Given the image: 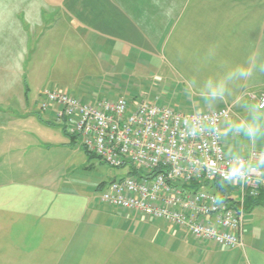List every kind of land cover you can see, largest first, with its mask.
Listing matches in <instances>:
<instances>
[{
  "label": "crops",
  "instance_id": "crops-1",
  "mask_svg": "<svg viewBox=\"0 0 264 264\" xmlns=\"http://www.w3.org/2000/svg\"><path fill=\"white\" fill-rule=\"evenodd\" d=\"M142 57L158 60L160 88L182 112L232 106L228 154L264 151V139L225 135L264 95V0H0V264H264V196L246 200L244 248L226 249L103 204L112 182L74 178L91 157L55 109L41 111L42 92L76 96ZM238 66L251 75L228 78ZM209 80L222 98L207 96Z\"/></svg>",
  "mask_w": 264,
  "mask_h": 264
},
{
  "label": "built area",
  "instance_id": "built-area-1",
  "mask_svg": "<svg viewBox=\"0 0 264 264\" xmlns=\"http://www.w3.org/2000/svg\"><path fill=\"white\" fill-rule=\"evenodd\" d=\"M158 100L130 105L119 97L85 103L59 89H45L40 109H55V121L66 125L68 135L109 167L136 171L113 181L101 195L103 204L177 226L200 243L244 248L245 201L264 190V168L254 169L246 180L226 175L233 155L224 149L222 128L234 113L232 106L186 114ZM186 122L201 128L193 133ZM261 152L242 156L254 162ZM215 180L236 189L234 206L206 190V183ZM194 184L202 186L194 189Z\"/></svg>",
  "mask_w": 264,
  "mask_h": 264
},
{
  "label": "rangeland",
  "instance_id": "rangeland-1",
  "mask_svg": "<svg viewBox=\"0 0 264 264\" xmlns=\"http://www.w3.org/2000/svg\"><path fill=\"white\" fill-rule=\"evenodd\" d=\"M153 60V58H150L148 60L150 64L147 65L144 61V57H142L141 60H139L140 63L137 65L135 63L130 65L126 64L124 67L120 65V68L123 69L122 74L112 76V79L93 78L91 80H84L80 93H77L75 97L87 102H94L99 98L117 99L119 97H125L129 104H133L134 102H155L158 98L159 100L157 103L160 105L169 104L174 107H180L181 104L176 101L177 97L172 96L170 92L164 93L163 89L160 88V85H163L159 76H156V70H154L158 68L159 62L158 60L153 62ZM116 86H119L121 89H116ZM107 93H109V95H106ZM208 110L211 109H201V112H206ZM82 155L81 157L88 159L86 158L87 154L85 152ZM83 162L82 164L80 163L74 178L81 181L85 187L95 185L96 189V186L102 182L109 184L115 180L130 176L129 166L123 168L109 167L98 158H90L89 163L85 160H83ZM106 190L103 189L99 192L104 193ZM206 190L214 192L208 188H206ZM248 219L252 222L255 221V223L257 221L256 224H261V217L259 218L258 213H254L252 217H250L249 214Z\"/></svg>",
  "mask_w": 264,
  "mask_h": 264
},
{
  "label": "clouds",
  "instance_id": "clouds-1",
  "mask_svg": "<svg viewBox=\"0 0 264 264\" xmlns=\"http://www.w3.org/2000/svg\"><path fill=\"white\" fill-rule=\"evenodd\" d=\"M228 78L233 75L237 77H247L251 75V68L238 66L236 69L230 71ZM208 93L207 96L211 97L213 101L220 99L224 95V89L219 81L207 82ZM250 107V118L241 119L238 122H230L225 129V135L229 132L243 133L248 138L250 144L254 145L258 141L264 139V99L257 103H252ZM187 123V122H186ZM192 132L200 130L201 126L198 123H187ZM264 168V152L259 154V158L254 162L244 159L239 152H233L232 160L229 170L226 175L232 177L234 181L246 180L254 169Z\"/></svg>",
  "mask_w": 264,
  "mask_h": 264
},
{
  "label": "trees",
  "instance_id": "trees-1",
  "mask_svg": "<svg viewBox=\"0 0 264 264\" xmlns=\"http://www.w3.org/2000/svg\"><path fill=\"white\" fill-rule=\"evenodd\" d=\"M68 135V133H67ZM68 137L71 138V140H74L76 139L75 137H72L70 135H68ZM86 152V154H88L91 159L93 158H97L96 156H94L93 154L89 153L88 151L84 150ZM102 162V161H101ZM105 164V163H104ZM130 174L134 175L136 174V171H134V168L130 170ZM202 185H199V184H194L193 185V188L194 189H200ZM232 186L228 183H225L223 181H220V180H215L214 182L212 183H206V188L210 189V190H213L214 193L218 194L219 198L221 201H224L226 203H230L234 206V199L230 198L229 194H231V191H232ZM264 196V190L261 191L260 193V196L258 198H248L246 200H249V201H252L254 200V203H259V198L260 197H263ZM245 207H246V201H245ZM246 211L247 213L250 212V209L246 207Z\"/></svg>",
  "mask_w": 264,
  "mask_h": 264
}]
</instances>
